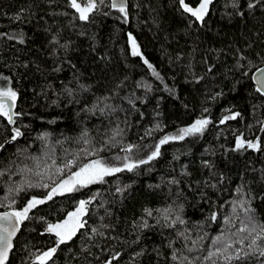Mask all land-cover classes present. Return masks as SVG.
Wrapping results in <instances>:
<instances>
[{
  "label": "trees",
  "instance_id": "obj_1",
  "mask_svg": "<svg viewBox=\"0 0 264 264\" xmlns=\"http://www.w3.org/2000/svg\"><path fill=\"white\" fill-rule=\"evenodd\" d=\"M249 2L213 0L201 24L179 0H128L127 22L110 0L88 21L69 0H0V87L17 92L20 114L15 124L0 116V212L45 198L92 161L147 160L163 137L210 120L203 133L160 145L148 163L32 209L8 264H39L36 256L55 246L47 224L81 200L91 201L85 227L47 264H264L247 247L264 226V95L253 79L264 66V0ZM128 33L142 55L131 54ZM15 128L23 135L13 140ZM238 137L259 150H235ZM229 244L224 254L249 255L226 261L217 249Z\"/></svg>",
  "mask_w": 264,
  "mask_h": 264
},
{
  "label": "snow or ice",
  "instance_id": "obj_2",
  "mask_svg": "<svg viewBox=\"0 0 264 264\" xmlns=\"http://www.w3.org/2000/svg\"><path fill=\"white\" fill-rule=\"evenodd\" d=\"M262 0H256V3L249 2L248 7L254 8L256 4H260ZM104 3V0H84V2H80V0H69V6L79 14L77 19L81 21H88L90 18V14L94 13L98 10L99 6ZM213 3V0H199L197 7H192L188 3H185V0H179V4L182 7L185 13L190 14L194 17V22H199L201 24L204 23L205 17L209 14V6ZM233 6H238L236 4V0H233ZM110 7L117 9L120 13L123 14L125 22H127V7L125 0H110ZM243 15V13H239ZM7 35L6 33H0V37ZM10 39L15 37L10 36ZM128 40L131 44V54L133 56H140L142 55L139 51V45L136 42L135 37L128 33ZM20 43H24L23 39H20ZM144 63L148 65L150 69L153 70V74L159 76V74L155 71L153 66L148 63L145 59ZM57 71L59 69H56ZM3 79H7L6 77ZM253 79L256 81V91L264 95V68L258 69V75H254ZM71 94V93H69ZM17 98V92L13 90L12 87H0V116H4L7 118L9 124H15V120L13 117L15 115H20L13 112V107ZM11 102V103H8ZM207 111V109H205ZM240 116V113H233L231 115L224 116L220 123H224L227 120L236 119ZM210 123V120L207 118L204 119H197L190 127L182 128L179 130V133L175 136H165L160 139L159 144L156 146L155 150L149 155L147 160H140L138 163L135 162H126L124 163L123 167H110L105 165L101 160L92 161L89 164L84 165L80 168L79 171L75 172L70 176L68 179L61 181L55 187L51 188V190L47 193L45 198L37 199L33 197L27 202V206L20 211H10L4 212L0 214V264H7L9 252L13 248L12 239L19 231L20 224L29 218L28 213L36 208L38 205H42L46 202V200L53 199L55 195H63L65 192H72L76 189L77 186L79 187H86L92 183L104 182V178L106 176L113 175L115 173L122 172L124 170L132 171L133 169L137 168L139 164H146L150 160L157 158L160 155V145H164L169 142V140H183L185 136L194 135L196 133H203L205 127ZM14 136L12 137L15 140L17 137L23 135L19 128L13 129ZM118 134V133H117ZM47 134L45 133V136ZM43 138V137H42ZM3 145H0L2 148ZM132 145H129L127 148L124 149L125 152H132L133 151ZM256 149L259 150V142H251L245 141L242 137H238L236 140L235 150L243 149ZM116 159H120V157H116ZM125 161H128V157H123ZM72 161H69V165ZM62 172V170H60ZM3 173H0L2 175ZM33 185L29 184V187ZM45 188L48 185H44ZM126 189L117 188L116 191L122 193ZM11 191V190H10ZM91 203L89 200H81L79 201V207L75 212H71L68 214L67 219L63 220L62 222L58 223H49L47 224L46 231L49 234H54L55 236V246L49 248L47 251H44L41 255L36 256V261L39 264H47V262L52 259V257L57 252L60 245H63L72 240L74 236H76L77 232L84 228L86 225V221L82 219L84 215L87 214V205ZM240 207H244V203L241 202ZM248 211V209H245ZM145 212L148 216H152V210L145 209ZM167 212L165 210V219H167ZM213 219H215V214H213ZM179 219V217H177ZM183 220H180V223H183ZM103 227H108L104 225ZM141 227L147 228V222H144ZM92 233H97L98 229L92 228ZM241 232H254L255 229H249L247 227H242L239 229ZM101 236L104 234L103 232L99 233ZM220 238L218 237L217 240ZM264 239V226L260 228V232L256 234V236L250 241L247 245L249 249H253V251L258 250L260 256H264V248H261L257 245V241ZM195 243V242H193ZM240 244L243 245L244 241L241 240ZM253 246H257V248H253ZM232 247L231 244L227 245L223 250L217 249V253H227L228 249ZM241 252H243V256H241ZM217 253H212V255H216ZM139 255V253H138ZM249 255V252L244 251L243 248L238 249L235 252V255L231 254H224V259L230 262L233 258L240 260L244 259ZM117 257H113L116 259ZM173 260L176 259V256L172 257ZM106 264H112V261L109 260Z\"/></svg>",
  "mask_w": 264,
  "mask_h": 264
},
{
  "label": "water",
  "instance_id": "obj_3",
  "mask_svg": "<svg viewBox=\"0 0 264 264\" xmlns=\"http://www.w3.org/2000/svg\"><path fill=\"white\" fill-rule=\"evenodd\" d=\"M125 3H126V7H127V6H128V0H125ZM262 68H264V66H263ZM254 75H258V71H257ZM254 82H255V84H256V81H255V80H254ZM8 103H11V102H8ZM14 106H15V105H14ZM13 112H14V107H13ZM14 117H15V116H14ZM14 117H13V119H14ZM10 211H13V210L3 211V212H0V214H2V213H4V212H10ZM21 231H22V223H21L20 226H19V231L16 233V235H15V236L13 237V239H12L13 248H12V250L9 252V256H8V260H7V264H8V263L10 262V260H11L12 254H13V252H14V250H15V242H16V240H17L19 234L21 233Z\"/></svg>",
  "mask_w": 264,
  "mask_h": 264
},
{
  "label": "flooded vegetation",
  "instance_id": "obj_4",
  "mask_svg": "<svg viewBox=\"0 0 264 264\" xmlns=\"http://www.w3.org/2000/svg\"><path fill=\"white\" fill-rule=\"evenodd\" d=\"M16 243V242H15Z\"/></svg>",
  "mask_w": 264,
  "mask_h": 264
}]
</instances>
